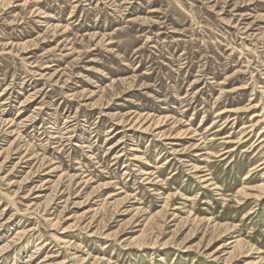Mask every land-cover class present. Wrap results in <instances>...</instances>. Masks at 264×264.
I'll use <instances>...</instances> for the list:
<instances>
[{
	"label": "rangeland",
	"instance_id": "1",
	"mask_svg": "<svg viewBox=\"0 0 264 264\" xmlns=\"http://www.w3.org/2000/svg\"><path fill=\"white\" fill-rule=\"evenodd\" d=\"M0 264H264V0H0Z\"/></svg>",
	"mask_w": 264,
	"mask_h": 264
},
{
	"label": "bare ground",
	"instance_id": "2",
	"mask_svg": "<svg viewBox=\"0 0 264 264\" xmlns=\"http://www.w3.org/2000/svg\"><path fill=\"white\" fill-rule=\"evenodd\" d=\"M69 99V98H68ZM228 111H230V110H228ZM227 112V111H226ZM255 128V127H254ZM252 129V128H251ZM225 153V152H224ZM206 181V180H205ZM205 189V188H204ZM14 215V214H13ZM22 235V234H21ZM56 236V235H55Z\"/></svg>",
	"mask_w": 264,
	"mask_h": 264
}]
</instances>
